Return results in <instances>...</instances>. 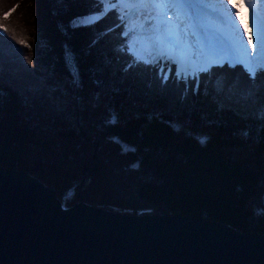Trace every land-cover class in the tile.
Listing matches in <instances>:
<instances>
[{
    "label": "trees",
    "instance_id": "trees-1",
    "mask_svg": "<svg viewBox=\"0 0 264 264\" xmlns=\"http://www.w3.org/2000/svg\"><path fill=\"white\" fill-rule=\"evenodd\" d=\"M6 3L28 22L0 29V170L28 173L68 207L264 234V69L180 79L174 64L138 61L101 0Z\"/></svg>",
    "mask_w": 264,
    "mask_h": 264
},
{
    "label": "water",
    "instance_id": "water-1",
    "mask_svg": "<svg viewBox=\"0 0 264 264\" xmlns=\"http://www.w3.org/2000/svg\"><path fill=\"white\" fill-rule=\"evenodd\" d=\"M0 264H264V234L179 214L68 207L37 178L2 169Z\"/></svg>",
    "mask_w": 264,
    "mask_h": 264
},
{
    "label": "rangeland",
    "instance_id": "rangeland-1",
    "mask_svg": "<svg viewBox=\"0 0 264 264\" xmlns=\"http://www.w3.org/2000/svg\"><path fill=\"white\" fill-rule=\"evenodd\" d=\"M7 1L9 0H0V29L3 31L2 33L10 36L8 31L12 30L11 28L14 27V23H17L19 25L20 23L23 24L28 21L24 18V16H11L13 9L7 11V7L1 5L3 3L7 5ZM101 1L105 5H102V9L106 11H115V13L117 14L116 16L118 17V25L121 26L122 29L124 24V31L122 30L123 32L121 34V38H125L126 36L129 37L126 39V41L129 40L127 42V46L129 44V47L131 46V49L135 47L142 51H146L145 58H141L142 61L147 60L148 62L154 63L156 60L161 58L173 63L174 58L170 59L168 57H158L155 53L149 54L144 45L137 41L135 33L136 30L139 29V25L141 23L147 25L154 22L151 19H147V17L149 16H159L160 20H172L173 24H175L176 21L173 19V17L175 16V12L173 10L170 9L171 13L168 11V16H170V18H167L165 17L166 15H164L166 10L163 8L148 10L134 7V5H136L138 1V3H140L141 0H119L121 7L116 9H112V4L116 3L117 0ZM204 1L206 7L196 11L197 19L195 20V30L198 35L195 38L189 36L187 37V40L193 48H196L208 54L192 57V60L196 59L197 61L194 63L192 68L188 69L186 67V69H188L186 70L187 72L183 70L179 72L180 74L178 78L181 79L182 77H184L185 79H193L195 77H198L199 74L205 73V70H208L212 65L223 63H229V65L239 63L248 70V68L239 61L243 60L245 56L250 58L251 56H254L256 54L255 52L248 49L249 38L252 39L253 45L255 47L257 31L259 30L260 34L264 35V0H227V2L226 0ZM155 2H157V0H155ZM196 2L202 3L203 0H196ZM243 8L255 14L254 18H252V21L245 18L244 13L242 12ZM99 18V14H96L91 18L86 16L80 19L79 23L77 24L82 26H90L99 21ZM83 19H86L87 21L85 24V21ZM73 23L76 24V22L74 21ZM181 27H183V25H181ZM192 30V27L189 26L188 31L191 32ZM27 37L28 35L26 36V38ZM29 49L30 47L28 48V50ZM233 49H237L238 51H233ZM189 52L190 49L186 50L185 53ZM259 64L260 67L256 68V70L264 69V59H261L259 61ZM262 86H264V83H262V80H259L257 88L259 89ZM69 198L70 195H67L65 200L68 201Z\"/></svg>",
    "mask_w": 264,
    "mask_h": 264
},
{
    "label": "snow or ice",
    "instance_id": "snow-or-ice-1",
    "mask_svg": "<svg viewBox=\"0 0 264 264\" xmlns=\"http://www.w3.org/2000/svg\"><path fill=\"white\" fill-rule=\"evenodd\" d=\"M119 7H121L119 0L112 4V8L114 9ZM134 7L148 10L163 8L165 10L171 9L175 12V16L173 17L176 21L175 24H173L172 20H160L159 16L147 17V19H151L154 22L147 25L141 23L138 31H136V39L144 45L149 54L155 53L158 57H168L170 59L176 57L173 59V62L177 65V74L181 71V63L188 59L189 56L195 57L208 54L193 48L187 40L189 36L195 38L198 35L195 30V20L197 19L196 11L203 9L206 5L196 2V0H164V2L161 3H157L155 0H146V2L145 0H141V2L134 5ZM181 25H183V27H181ZM189 26L193 29L191 32L188 31ZM189 49L190 52L186 56L185 52ZM248 49L256 54L250 58L245 56L243 60L239 62L243 63L248 68L251 74L250 78H252L256 68L260 67L259 61L264 59V35H261L259 30L257 31L255 47L252 39L249 38ZM131 50L130 46L129 51ZM233 51L238 50L233 49ZM201 142H203V140Z\"/></svg>",
    "mask_w": 264,
    "mask_h": 264
},
{
    "label": "bare ground",
    "instance_id": "bare-ground-1",
    "mask_svg": "<svg viewBox=\"0 0 264 264\" xmlns=\"http://www.w3.org/2000/svg\"><path fill=\"white\" fill-rule=\"evenodd\" d=\"M161 1H164V0H161ZM160 0H157V2H161ZM211 1V0H210ZM204 5H206L205 4V1L203 0V2H202ZM168 11L171 13V11H170V9H167L166 10V12L164 13V15H166L165 17H169L170 18V16H168ZM204 12V11H203ZM242 12L244 13V16H245V18H247V19H249L250 21H252V18H254V16H255V14H253V13H251L249 10H247V9H245V8H243L242 9ZM174 14V13H173ZM92 16H95V15H91V16H88L89 18H91ZM172 16V15H171ZM166 18V19H167ZM86 19H88V18H86ZM86 19L84 20L85 22H84V24L87 22L86 21ZM88 24V23H87ZM144 52V51H143ZM145 54V53H144ZM185 55L187 56L188 55V53H185ZM174 59L176 58V57H173ZM160 61H162V60H156L155 62H160ZM197 60L195 59V60H192V57H189L188 59H186L185 61H183L182 63H181V68H183L182 70L183 71H186V70H188V69H190V68H192V66L194 65V63L196 62ZM186 67L188 68V69H186ZM181 70V71H182ZM187 72V71H186Z\"/></svg>",
    "mask_w": 264,
    "mask_h": 264
}]
</instances>
